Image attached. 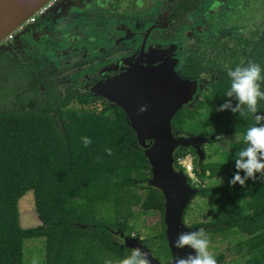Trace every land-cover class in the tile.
Masks as SVG:
<instances>
[{
  "label": "trees",
  "instance_id": "16d2710c",
  "mask_svg": "<svg viewBox=\"0 0 264 264\" xmlns=\"http://www.w3.org/2000/svg\"><path fill=\"white\" fill-rule=\"evenodd\" d=\"M197 8L194 0L178 3V29L192 24L187 15ZM204 21L224 30L238 27L241 32L225 40L219 50L211 49L213 55L191 56L179 68L178 73L186 79L197 78L209 69V92L203 97L213 99V90L218 103L207 119L191 125L184 118H191L195 109L181 107L174 116L173 129L177 134L214 139L237 132L240 139L221 151L217 160L197 162L194 157L193 170L201 179L237 171L236 153L246 146L243 136L247 128L256 123L252 113L242 117L217 109L228 100L236 103L225 96L230 87L228 67L256 62L264 69V0H227L221 14L214 13ZM2 68L7 69L8 91L4 93L2 88L0 96V264H23V240L37 237H45V264H117L131 252L125 240L131 236L130 220L137 216L133 208L141 203L161 212L155 234L141 240L159 261L169 262L164 199L158 189L144 187L151 172L123 109L105 97L100 110L91 111L86 108L89 100L85 95L65 91L61 96L54 84L43 82L49 92L41 99L35 89L38 79L14 58L0 55ZM27 89H33L32 104L25 94ZM72 96L82 105L78 110L67 107ZM257 114L264 115V100L259 101ZM38 115L43 118L41 124L36 122ZM82 137H89L92 143L85 147ZM109 148L112 155L106 152ZM187 153L197 154L193 147L179 146L174 151L175 161ZM178 167L182 169L180 164ZM195 189L194 196L211 202L212 214L207 221L189 226L203 228L210 239L241 233L235 242L236 252L247 264H264V182L257 177L244 186L228 183ZM28 191L33 193L40 224L24 228L19 223L18 201ZM110 201L114 202V221L96 215V209ZM190 201L183 213L184 222ZM215 258L217 264L222 263L221 256Z\"/></svg>",
  "mask_w": 264,
  "mask_h": 264
},
{
  "label": "flooded vegetation",
  "instance_id": "af4514ba",
  "mask_svg": "<svg viewBox=\"0 0 264 264\" xmlns=\"http://www.w3.org/2000/svg\"><path fill=\"white\" fill-rule=\"evenodd\" d=\"M51 1L42 15L37 17L34 22L22 25L19 30L14 32L11 39L2 41L3 45L0 47V55L14 58L30 73V76L38 79L35 89L38 93L37 96L41 99H44L49 92L46 87L48 84H54L55 92L61 95L57 91L53 77H57L59 74L63 75L65 71L57 73V71L49 69L51 66H56V62H59L63 67L71 66L70 69L73 70L71 74L86 71L101 72L104 66L111 65V71L99 78L97 93L103 103L106 98L101 96L103 94L100 92V87L106 78L124 73L137 66L138 62L142 66L159 65L169 57L174 60L173 68L179 74V68L186 60L194 56L190 54L182 59L179 68L177 49L170 52L169 57L158 62L147 63L145 60L151 44L161 48L167 47L168 44L176 41L178 32L186 26H181L178 29V3L181 0H142V7L138 6L137 0ZM108 1L109 5H107ZM205 1L194 0L195 3H198V8L190 12L187 17L193 21L191 14L198 13ZM226 1L223 0L224 3ZM213 15L214 13L209 14L205 20ZM107 38L109 45L104 47L103 43L108 42ZM30 44L35 47L34 59L44 51L54 63H47L42 70L31 69L27 59ZM127 56H132V58L126 64L125 57ZM204 74L202 73L201 76ZM207 75L208 73L205 76ZM41 82L46 85L44 86ZM65 91L83 94L78 89H65L63 95ZM25 94L30 98L34 94L33 89H27ZM29 103H33L31 98ZM182 107L191 106L185 104ZM177 113L178 110L174 116ZM174 116L170 122L173 133H175L173 129L175 126ZM37 117L42 118L40 115Z\"/></svg>",
  "mask_w": 264,
  "mask_h": 264
},
{
  "label": "rangeland",
  "instance_id": "374dc122",
  "mask_svg": "<svg viewBox=\"0 0 264 264\" xmlns=\"http://www.w3.org/2000/svg\"><path fill=\"white\" fill-rule=\"evenodd\" d=\"M109 1L107 5H109ZM147 5V4H146ZM225 9V3L223 0H206L202 3L201 9L198 13L191 14L193 18V23L191 25H186L178 32V37L176 41L172 44H168L167 47L161 48L158 45L151 44L149 50L145 56L147 63H155L166 57H169V53L178 50V68L180 66L181 60L188 57L190 54L194 56H207L213 55L214 52L211 49L219 50L221 44L232 36L235 32L240 33L241 29L238 27H230L224 30V28L219 29L215 26L206 25L205 18L212 13H222ZM233 42L229 47L233 46ZM103 46L109 45V39L107 38ZM107 43V44H106ZM2 41H0V47L2 46ZM212 45V46H209ZM99 46V45H97ZM35 47L30 44L28 48V63L31 69L42 70L45 68L47 63H54L49 55L42 51V54L34 59ZM132 58V56L125 57L126 64ZM122 64V62H121ZM56 66H51L49 69L51 71H57V73L64 72L63 75H57L53 77L57 86V91L63 95L65 89H78L81 91L89 100L86 108L91 111H99L102 107L101 99L98 97L97 89L99 87V78L103 74L111 71V65L104 66L101 72L91 71V72H77L76 74H71V66L63 67L59 62L55 63ZM0 70V96H2V88L5 89L4 93L8 91V82L6 80L7 69L2 68ZM49 70V71H50ZM86 70V69H85ZM70 72V73H69ZM209 72V69H205L197 77L199 80V87L194 96V98L186 104V106H191L195 109V113L191 118H184V122L191 125L198 119H207L210 114V109L217 105L216 93L210 90V93L214 97L213 99H204L203 95L209 92L210 78L205 76ZM100 74V75H98ZM97 79V80H96ZM6 87V88H5ZM1 106V103H0ZM67 107L74 109H79L82 105L76 100L75 96H72ZM36 122L41 124L43 122L41 117L36 118ZM209 123V121H208ZM210 137V136H206ZM236 139L235 135L223 136L217 139H210L208 142L201 145L202 150L201 155H192L187 153L183 156L177 157L178 163L183 168L184 173L189 178L188 182L194 184L193 188L199 186H214L231 184L230 181L233 179L236 171L231 169L213 178H203L197 177L193 173V168L195 165L194 157L197 162L199 161H209L217 160L219 153L223 151L228 145ZM256 176L258 180L264 182V178H261V174L257 173ZM148 186L145 182L144 187ZM192 186V185H191ZM149 187V186H148ZM138 192L143 193L144 188H138ZM18 211H19V223L22 227H32L40 224L37 217V211L34 206V197L32 191H28L23 195L18 201ZM133 212L137 214L136 217L130 220L132 226V232L130 237H135L142 239L144 237H149L155 234L156 228L159 227L161 221V212L159 210H151L144 206L142 203L134 206ZM212 214V204L207 198H202L199 196H194L190 201V207L185 216V223L187 225L199 221H207ZM96 215L102 216L109 221H114V202H107L105 205H100L96 209ZM200 229V227H198ZM241 233L231 234L227 236L215 235L210 239L211 243L209 246V251L214 254V256H221L223 261L221 264H247L243 257L236 252L235 242L237 238L241 237ZM23 264H45V237L28 238L23 240Z\"/></svg>",
  "mask_w": 264,
  "mask_h": 264
},
{
  "label": "water",
  "instance_id": "95a60500",
  "mask_svg": "<svg viewBox=\"0 0 264 264\" xmlns=\"http://www.w3.org/2000/svg\"><path fill=\"white\" fill-rule=\"evenodd\" d=\"M47 1L0 0V41ZM173 63L170 57L159 65L142 66L138 62L128 71L106 78L100 87L103 96L125 112L151 172L147 185L158 189L164 199L163 228L171 260L167 263L159 261L141 239L129 237L125 240L127 247H140L146 252L150 264H176L178 256L193 252L190 248L177 249L174 246L178 233L199 230L182 219L196 189L177 166L174 151L179 146H189L201 155V145L213 138L186 132L176 135L172 132V117L192 100L198 88V81L177 74ZM142 107L146 110L142 111Z\"/></svg>",
  "mask_w": 264,
  "mask_h": 264
},
{
  "label": "clouds",
  "instance_id": "9594fccd",
  "mask_svg": "<svg viewBox=\"0 0 264 264\" xmlns=\"http://www.w3.org/2000/svg\"><path fill=\"white\" fill-rule=\"evenodd\" d=\"M137 3L138 6H143L142 0H137ZM227 75L230 78V87L225 96L234 98L236 103L233 104L232 100H228L217 110H231L242 117L252 113L256 121L253 126L247 128L243 136L246 146L236 153L235 168L237 171L230 181L232 185L239 183L244 186L247 180H256L257 173L264 178V115L257 114L258 103L264 100V90L261 89V83L264 82V69L256 62H248L246 65L241 64L234 68L228 67ZM141 110L146 109L142 107ZM235 137L239 140V133L236 132ZM81 139L85 147L92 143L89 137ZM106 152L112 155L110 148L106 149ZM97 161H100L99 157ZM241 172L244 175H241ZM210 243V238L203 228L178 233L174 242L175 248H190L193 252L178 256L176 264H217L214 254L209 251ZM105 264H112V261H106ZM117 264H150V261L146 252L140 247H135Z\"/></svg>",
  "mask_w": 264,
  "mask_h": 264
},
{
  "label": "built area",
  "instance_id": "2783aa9c",
  "mask_svg": "<svg viewBox=\"0 0 264 264\" xmlns=\"http://www.w3.org/2000/svg\"><path fill=\"white\" fill-rule=\"evenodd\" d=\"M51 0H48L46 3H44L42 6H40V7H38L34 12H32L29 16H27L22 22H20L16 27H14L13 28V30H11L10 32H8L3 38H2V40L1 41H5V40H8V39H11L12 38V36H13V34H14V32L16 31V30H19L21 27H22V25H24V24H26V23H32V22H34L35 21V19L37 18V17H39L40 15H42L44 12H45V10L47 9V7L51 4ZM176 164H177V166H178V164H180V163H178V161L176 160ZM182 167V166H181ZM182 171H183V168H182ZM184 172V171H183ZM193 173H194V171H193ZM186 175V174H185ZM194 175H195V173H194ZM186 177H187V175H186ZM189 178L187 177V180H188ZM190 184V183H189ZM192 184H193V182H192ZM192 184H190V185H192ZM194 185V184H193Z\"/></svg>",
  "mask_w": 264,
  "mask_h": 264
}]
</instances>
